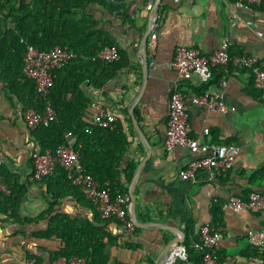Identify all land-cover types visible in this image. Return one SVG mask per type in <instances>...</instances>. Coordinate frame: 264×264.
<instances>
[{
    "label": "crops",
    "instance_id": "obj_1",
    "mask_svg": "<svg viewBox=\"0 0 264 264\" xmlns=\"http://www.w3.org/2000/svg\"><path fill=\"white\" fill-rule=\"evenodd\" d=\"M148 4H152L150 11L146 9ZM85 14L109 34L124 62L104 88L97 90L83 82L79 90L124 126L129 147L122 167L126 163L135 166L130 182L127 184L123 175L122 179L128 195L131 192L135 198L137 225L130 233L116 220H103L89 201L77 200L65 193L66 189H59L64 196L57 201L52 216L79 222L86 230L92 226L105 245L107 264H167L176 248L184 247L183 242L176 243L182 239L178 230L184 233L183 241L187 232L195 243L200 228L211 223L222 236L215 247L216 264H246L254 257L248 235L264 231V211L233 213L225 209V204L230 197L245 202L253 194L264 197V93L255 87L254 72L237 66L215 68L211 80L201 84L195 78L178 80L170 65L180 47L209 55L226 41L230 57H253L256 69L264 71V4L253 7L229 0H90ZM146 33L147 45L152 34L156 40L154 52L147 50L148 71L144 75L141 41ZM78 74L88 75L84 70ZM174 85L186 98L190 138L200 144L237 149L235 164L217 176L200 171L193 181H182L179 173L195 155L185 148H164ZM203 93H220L227 111L194 107L192 97ZM23 108L18 97L0 82L2 167L27 188L16 211L7 207L6 213L0 212V264H20L23 257L51 264L52 256L64 244L55 236L34 237L47 230L50 217L29 221L40 218L53 200L45 181L29 180L30 156L40 148L34 132L23 122ZM130 113L145 144L133 128ZM75 142L74 137L70 142L73 147ZM57 173L51 179L58 182ZM8 195L0 178V196ZM12 212L17 213L19 221L11 216ZM127 218L133 221L130 203ZM182 262L176 258L172 264Z\"/></svg>",
    "mask_w": 264,
    "mask_h": 264
},
{
    "label": "trees",
    "instance_id": "obj_2",
    "mask_svg": "<svg viewBox=\"0 0 264 264\" xmlns=\"http://www.w3.org/2000/svg\"><path fill=\"white\" fill-rule=\"evenodd\" d=\"M89 2L90 0H0V82L22 102L23 112L33 110L42 114L46 107H50L56 113V120L48 127L32 130L40 148V151L34 150L32 153L53 154L64 143V135L71 133L76 139L74 148L82 167L100 189H108L112 197L128 195L122 175L128 184L135 165L126 163L122 167L129 147L124 126L120 120H116L106 129L96 127L91 107L93 101L79 90V85L83 82L97 90L104 88L124 66L118 49V62L107 63L98 59V54L103 49L116 46L109 34L98 29L92 17L85 14ZM26 44L42 52L60 47L71 55L65 67L54 73L53 86L46 97L38 94L34 81L22 73ZM83 70L88 75L78 74ZM55 173L59 174V183L51 179ZM0 178L1 185L9 192L8 196H0V212L16 211L27 188L14 176L4 172L2 166ZM41 181L46 182L53 203L49 204V209L40 218L29 221L36 222L50 217L47 230L34 234V237L50 239L55 236L63 241L64 247L52 256L51 264L59 258H79L86 264H107L105 245L92 226L91 230H86L79 222L52 216L54 206L64 196V193H59V189H66L65 193L73 194L77 200H86L79 188L71 185L59 166ZM98 215L100 216L99 213ZM11 216L19 221L17 213L12 212ZM183 246L186 260L182 264H203L204 252L194 249V242H191L187 232ZM253 251L256 256V251ZM210 255L218 263L215 249L210 251Z\"/></svg>",
    "mask_w": 264,
    "mask_h": 264
},
{
    "label": "built area",
    "instance_id": "obj_3",
    "mask_svg": "<svg viewBox=\"0 0 264 264\" xmlns=\"http://www.w3.org/2000/svg\"><path fill=\"white\" fill-rule=\"evenodd\" d=\"M237 5L260 6L264 0H229ZM146 9L150 11L152 4H148ZM156 35L152 34L147 45L149 53L155 50ZM229 45L224 41L220 48L209 54L202 55L196 49L180 47L176 50L175 57L170 68L176 73L178 80L187 81L193 78L201 84H207L213 75L215 68L237 66L255 74V87L264 93V71L256 69L257 60L253 57L241 56L230 57ZM71 55L60 47H55L49 52H42L26 44L23 58V75L34 81L35 90L42 97L49 94L53 86V75L65 67ZM98 59L107 63H116L120 60L116 47L103 49L98 54ZM191 104L199 109L210 112L227 111L222 102L220 93L210 95L208 93L196 94L191 99ZM94 111V125L98 128L106 129L115 123L116 118L104 110L101 104L93 102L91 105ZM22 119L26 127L35 130L39 127H48L56 120V113L46 107L42 114L33 110L22 113ZM71 133L64 135V143L58 146L53 154L46 153L40 155L38 152L32 153L30 182H40L49 176L56 166H59L67 175L68 181L72 186L79 188L86 200L90 201L96 211L104 220L116 219L121 222L125 229L133 233L135 226L127 218L130 203L129 195H118L112 197L108 189H100L93 178L86 173L81 165L80 158L71 140ZM175 147L185 148L195 155L188 167L180 171L179 177L182 181H193L200 171H208L213 175H219L226 168L235 164L237 149L233 146H220L215 144H200L190 138V128L188 125L186 98L183 93L174 85L169 99L168 123L166 128L164 148L170 150ZM3 161L0 159V167ZM225 209L240 213L244 210L264 211V197L253 194L244 202L236 197H230ZM222 236L215 224L204 225L200 228L198 240L194 243L196 251L204 252L203 264H216L210 255V251L215 249ZM248 241L252 249L256 251V256L250 257L246 264H264V231L250 233ZM178 258L186 260L184 247H178L170 257L167 264H172ZM20 264H39L36 259L23 257ZM52 264H86L84 260L73 258L71 260L58 259Z\"/></svg>",
    "mask_w": 264,
    "mask_h": 264
},
{
    "label": "water",
    "instance_id": "obj_4",
    "mask_svg": "<svg viewBox=\"0 0 264 264\" xmlns=\"http://www.w3.org/2000/svg\"><path fill=\"white\" fill-rule=\"evenodd\" d=\"M153 10H154L153 13H154L155 17L157 18L158 17V14L156 12V8L153 9ZM149 33H150V31H149ZM149 33L148 34L146 33V35H144V37L142 38V41H141V49H142V55H143V72H144V75L148 71V69H147V37H148ZM130 117H131V121H132V125H133L134 130L136 131V133H137L139 139L142 141V143L145 144L143 135H142V133H141L139 127H138V124H137L135 118L133 117V115L131 113H130ZM139 169L140 168H138L137 171H136V174L134 176V179H133V181L131 183V187H133V185H134V182H135L136 177L138 175ZM129 197H130L131 212H132V217H133L132 224L134 226H136L137 225V222H136V219L134 217L135 198H134V196H133V194L131 192L129 194ZM178 231H179V234H180V236H181L182 239L181 240H178V242H176L177 244L178 243H182L183 242V238H184V233L182 231H180V230H178Z\"/></svg>",
    "mask_w": 264,
    "mask_h": 264
}]
</instances>
